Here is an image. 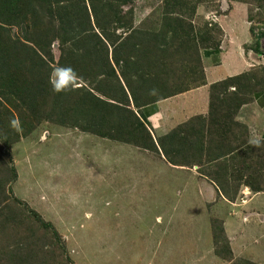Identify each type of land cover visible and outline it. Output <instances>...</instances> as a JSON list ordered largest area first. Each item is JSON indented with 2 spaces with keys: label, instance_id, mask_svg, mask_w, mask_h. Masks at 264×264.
<instances>
[{
  "label": "rangeland",
  "instance_id": "obj_1",
  "mask_svg": "<svg viewBox=\"0 0 264 264\" xmlns=\"http://www.w3.org/2000/svg\"><path fill=\"white\" fill-rule=\"evenodd\" d=\"M160 1L163 0H121L119 15H130V10L134 20L135 10L136 13L160 17L163 9H160ZM183 1L189 7L194 6L192 15L184 16L192 24L190 34L213 37L209 42L199 44L198 48L216 46L218 54L227 60L240 61L241 55H244L247 69L254 64L251 69H254L252 72L256 77L260 79L264 75V0ZM115 2L112 0L113 4ZM53 7L57 9L56 5ZM41 15L47 21L55 18L46 11ZM150 20L148 25H152ZM9 30L15 35L22 33L17 26H11ZM121 31L118 30V33ZM257 39L260 53L251 48ZM167 40L172 41L170 37ZM59 44L58 40H54L51 46L54 62L49 77H46L51 88L59 77L61 81L69 80L70 89H76L81 94L87 88L94 89L98 78L90 80L88 76L80 77L76 73L68 76L59 72L63 68L58 64ZM108 57L112 59L111 53ZM137 59V64L132 63L130 70L140 68L142 62H154L155 56L143 53ZM181 61L183 57L179 55L174 60L175 72L168 71L166 76L154 73L155 77H166L171 86H189L194 96L193 103L199 99L202 106L209 104L210 87L206 90L209 95L203 91L204 96H199L203 87L200 84L205 82L193 83L192 74L183 75L181 71L188 70L186 63L181 64ZM197 65L202 68L200 56ZM144 66L154 69L148 64ZM69 69L74 72L73 67ZM148 75L144 72V77L148 78ZM197 75L195 73L194 76ZM103 84L106 86L109 82ZM183 91L175 93L176 100H179L178 111L169 123L166 122L165 130H154L146 123L154 143L148 148L146 144L136 146L132 142H120L83 130L80 126L73 127L70 123L72 117L64 120L66 124L44 120L29 129L28 124L20 125L18 116L22 113L17 94H6L9 104L0 92V264L192 263L191 260L203 255L205 249L203 243L196 248V240L189 236L194 234L195 228V223L186 222L185 212L190 210H197L198 223L210 221L213 240L214 224L223 227L224 220L228 226L239 221L244 234L238 236L232 246L240 254L245 246V254L258 260L234 259L231 242L224 234L223 239L230 250V256L228 254L225 259L231 264H264V190L239 187L235 197L236 208L228 209L225 206L231 207L230 204H220L225 209L223 213L222 209L213 208L216 197L220 195L216 183L211 182L208 175L207 179L196 166L177 171L167 157L162 159L164 149L160 138L171 131L176 132L178 128V136L182 137L180 142L167 141L166 146L174 147L175 144H189L191 141L195 147L197 133L192 129L194 126L190 127L189 120L193 114V98L188 91ZM61 92L64 96L73 93L71 90ZM113 111L119 114V111ZM192 120H196L195 117ZM16 125L20 129L14 128ZM91 125L95 128V124ZM15 130L20 134L17 140ZM108 131L114 132L110 128ZM240 131L244 132L243 129ZM178 136L173 139L178 140ZM251 139H256V136ZM259 149L252 154L260 152L264 159V146ZM210 162L202 168H211L213 162L218 163L214 159ZM183 172L187 176L191 174L197 182H186V177L180 178ZM230 188H234V183ZM205 206L209 213L207 219ZM228 216L234 220L229 221ZM237 230L235 226L231 227L228 235ZM209 257L206 256V259Z\"/></svg>",
  "mask_w": 264,
  "mask_h": 264
},
{
  "label": "trees",
  "instance_id": "obj_2",
  "mask_svg": "<svg viewBox=\"0 0 264 264\" xmlns=\"http://www.w3.org/2000/svg\"><path fill=\"white\" fill-rule=\"evenodd\" d=\"M120 2L121 0H116L115 4L112 0H0V92L9 104L10 99L6 94H17L22 113H18L20 125L28 124L29 129H32L44 120L65 123L66 118L72 117L70 123L73 127L80 126L83 130L120 142H132L136 146H154L146 121L136 114L133 106L155 102L187 89L186 85L171 86L166 77H155L154 73L167 75L168 71L175 72L174 59L180 55L183 57L181 64L185 62L188 70L181 73L185 76L191 74V61L198 60L200 56L199 44L209 42L213 37L207 34H190L193 27L184 16H191L194 6L189 7L183 0H164L162 14L172 15L174 18L163 20L160 33L132 27L130 10V15H119ZM54 5L57 6L56 10ZM43 11L55 18L45 20L41 15ZM26 18H29L27 22ZM11 26L20 27L21 35L10 31ZM168 28L172 31V41L165 37ZM118 29L122 31L118 33ZM54 40L59 41L61 48L58 64L69 71V67H73L74 73L80 77L88 76L90 80L98 78L94 89L87 88L81 94L72 88L70 90L73 93L64 96L62 92L51 88L46 77H49L53 68L51 46ZM211 48L218 52V47ZM251 48L259 52L258 39ZM109 53L112 59L108 57ZM143 53H153L154 62H142L140 68L130 70V65H136L137 56ZM76 61L81 62L78 64ZM144 64L154 66V69H148ZM144 72L149 73L148 78L144 77ZM253 76L256 75L248 71L211 83L207 128L204 131L201 124L192 128L200 133L199 139L202 136L209 138V145L203 147L202 151L205 149L207 160L218 161L212 177L218 189L229 200L235 199L238 188L242 186H248L254 191L264 190V159L260 152L258 155L252 154L260 150L259 147L253 145L246 135L241 136V128L238 129L237 144L229 142L225 137L240 126V123L234 121V115L246 101L245 95L253 94L257 88L264 86L263 81ZM131 81L134 84L132 87ZM103 82L109 84L105 86ZM230 86L234 87L233 90H229ZM113 110L119 111L120 115ZM27 112L30 114L26 115ZM91 123L95 124V128ZM16 127L17 130L20 129L18 125L14 126ZM109 128L114 132L110 133ZM179 131L180 128L160 138L165 157L171 163L179 161L181 158L178 156L185 158L188 154L186 144H175L174 147H167L165 144L167 141L179 143L182 138L181 135L178 136ZM218 133L225 136L219 138ZM19 135L15 130L16 140ZM176 136L179 137L178 140L173 139ZM197 146L196 140L195 147ZM198 147L201 150L202 143ZM232 183L234 188L230 190ZM34 213L38 216L36 211ZM213 230L215 252L225 253L224 258L228 254L230 256L228 243L223 239L222 227L214 224Z\"/></svg>",
  "mask_w": 264,
  "mask_h": 264
},
{
  "label": "crops",
  "instance_id": "obj_3",
  "mask_svg": "<svg viewBox=\"0 0 264 264\" xmlns=\"http://www.w3.org/2000/svg\"><path fill=\"white\" fill-rule=\"evenodd\" d=\"M160 2H161L160 3V5H161L160 9H162V7L164 6V0L160 1ZM137 13L135 12V10L133 11L134 20L132 22V27H134L135 29L141 30V31H153L156 33H160V26L162 24V21L164 19H173L174 18V16H172V15L166 16V15H163L162 13L160 14V17H155V16H152L150 14L146 15L144 12H137ZM149 18L151 19L149 22H152V25H148V19ZM171 32L172 31L169 30V28H168V30L165 32L166 33L165 37L172 36ZM200 49H201V47L198 48V51H199V55H200V62H201L202 68L198 67L197 60H192L191 61L192 67H191V71H190V73L192 74L191 79L193 81H195L193 83H196V82L199 83V81H203L202 77H204L203 82H205V83L200 84V86H203V87L200 89V95L199 96H204L202 94V92L203 91L206 92V90L209 89L211 83L225 79V78L230 77V76H237V75L244 73V72H248V71L252 72L254 70V69L253 70L251 69L254 66V64L251 65L252 67L250 69H247V65L245 62L246 60L244 58V55H241L240 61L234 60V59L233 60H227V59H224V57L220 56L218 54L219 52H215V50H213L211 47L210 48H202L201 50ZM175 59H177V56L175 57ZM221 59H224V60H221ZM247 64H249V63H247ZM195 73H197L198 75L194 76L193 74H195ZM161 74L166 76L163 73H161ZM253 77L257 78L256 76H253ZM259 80L264 82V75H262V77H260ZM130 84H131V87L134 86L132 81L130 82ZM233 88H234L233 86H230L229 90H233ZM189 89H191V88H189V86H188V89H185L186 92ZM256 90L257 91L256 92L254 91L253 94L250 93V94L245 95V97H247L246 101L240 106L236 115H234V121L240 123V126L238 125V127H236L233 130V133L229 134L228 136L220 135L218 133L219 138H223L225 136L229 142H231L233 144H237L238 136H239L238 129L241 128V130L242 129L244 130V132L242 133L243 135L241 134L242 137H244V135H246L247 138H249L250 140H252L251 138H254V136H256V138L264 139V86L259 87ZM191 91L192 90L188 91L190 98H193L191 100V108L193 110V114H192L191 118H189V120L191 119L190 127H192L194 125L197 126L198 124H201L202 126H204V131H205L207 128V122H209V120H208L209 104L206 103L205 105L202 106V104L199 103V101H198L199 99H196V101L193 103L194 96L191 93ZM207 94L209 95V93H207ZM178 101L179 100H176V96L174 94V95L168 96L166 98L159 99L155 102H150V103H146V104H139L137 107H134L133 105L132 106H133V109L135 110L136 114L139 115L141 118H143L146 121L147 125H149L151 128H153L154 130H165L164 127L166 126V122L169 123L171 118L173 116H175L177 111H178ZM194 117L196 120H192ZM166 118H167V120H166ZM196 133H197L196 140L198 142V146H199V144L202 143L201 150L199 149L198 146L194 147V145L190 141L189 144H186V148L188 149V154L186 155V157L185 158L179 157L181 159L179 161L172 162V164H173V166L177 167V171H178V169L187 170L186 167L190 168L192 166H196L200 169L201 172L203 171V173L205 174L204 176L207 179H208V177H210L209 180L211 182H214V178L212 177V175L215 172V171L213 172L215 163L213 162V165H212L213 168L212 167L211 168H202V165H208L209 163H211L209 160H207L208 156L205 153V149L202 151L203 147L209 145V142H208L209 138H207L206 136H202L201 139H199L200 133H198V132H196ZM208 133H211V132L208 131ZM211 134H213V133H211ZM234 135H235V138L233 137ZM222 142H225V141L222 140ZM128 145H131V144H128ZM212 146L213 145H211V147ZM216 148L217 147H213V149H216ZM162 154L164 155L162 157V159L166 158L165 154L164 153H162ZM192 155L194 157H192ZM206 161H208V162H206ZM168 162L171 163L170 161H168ZM206 175H208V177ZM194 176H196V174H194ZM201 176H202V173H201ZM184 177L187 178L186 182H190V181H194V183L197 182V179L195 177H193L191 174L187 176V174L185 172H183L181 174L180 178H184ZM216 187L218 189L217 185H216ZM197 189L198 188L196 187V191L198 192ZM213 189H215V188H213ZM219 195L220 196L216 197V199H215L216 203L213 206V208H215V209L218 208L220 210V209H222V206L220 204H226V203L230 204V206H231V207H229V205H226L225 207H227L228 209L229 208H236L235 207L237 205V201H235L236 198L233 200H229L228 198H226L223 195V193L220 190H219ZM192 208L196 209L193 206H192ZM203 208L205 209L204 212H206V219H207L209 213H207L208 211L206 209V206ZM196 211L197 210H190L189 212H185L186 222H190L191 224L195 223L194 234L191 233L189 236H191V238H194L196 240V242L194 244L196 246V248H198L200 246V243H203V245H204L203 247L205 249V252H203L204 256L200 254L191 260L192 263L189 262L188 264H231L229 262V260H226L223 256H220V254H216V252L214 250L213 232L211 235L212 224L210 223V221H207L206 223L204 222V224L198 223ZM224 211H225V209L223 210V213H224ZM228 217L230 218L229 221L234 220L233 217H231V216H228ZM179 222H181V224H182V219H180ZM239 225H240V222L238 221L237 224H235V225L231 224L228 226L227 222L224 220L223 227H222L224 229V234L227 236V239H229L231 242V251L233 253V258L234 259L235 258L240 259L242 257V258H246V259L251 260V261L258 260V259H255L254 257H252L250 255L248 256L247 254H245V250H244L245 246L242 249L241 254L238 251L236 252L234 250V247L232 246L233 242L236 241L238 236L244 234V229L239 227ZM233 226H235L236 229L238 228V230L234 234L229 236L228 231ZM60 230H62V229H60ZM201 230H206V231L204 233H202V232H200ZM194 235H197L199 237H195ZM240 241H241V238H240ZM213 250H214V252H213ZM208 255L210 257H209V259H206V256H208Z\"/></svg>",
  "mask_w": 264,
  "mask_h": 264
},
{
  "label": "clouds",
  "instance_id": "obj_4",
  "mask_svg": "<svg viewBox=\"0 0 264 264\" xmlns=\"http://www.w3.org/2000/svg\"><path fill=\"white\" fill-rule=\"evenodd\" d=\"M132 22H133V19H132ZM118 30H120V29H118ZM118 30H117V32H118ZM123 34H125V33H123ZM59 72L61 74H67L68 76H74L75 75L74 72H71L65 68H60ZM53 88L57 92L70 90V81L69 80L61 81V79L58 77L56 82L53 85ZM251 143L255 146H258V147L264 146V139L256 138V139H253L251 141Z\"/></svg>",
  "mask_w": 264,
  "mask_h": 264
}]
</instances>
